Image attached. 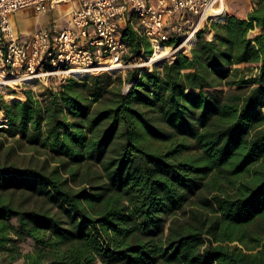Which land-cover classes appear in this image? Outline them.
<instances>
[{"label":"trees","instance_id":"16d2710c","mask_svg":"<svg viewBox=\"0 0 264 264\" xmlns=\"http://www.w3.org/2000/svg\"><path fill=\"white\" fill-rule=\"evenodd\" d=\"M211 30L210 40L198 33L190 56L131 73L128 92L122 75L104 73L26 90L25 101L0 94L11 149L50 157L26 167L0 160L7 264H264V236L246 250L226 244L245 245L239 229L264 219V0ZM122 34L141 49L132 29ZM224 173L232 193L217 185ZM209 186L202 203L214 221L192 210L181 225L178 213ZM18 191L20 203L4 195ZM28 240L35 248L23 253Z\"/></svg>","mask_w":264,"mask_h":264},{"label":"built area","instance_id":"2783aa9c","mask_svg":"<svg viewBox=\"0 0 264 264\" xmlns=\"http://www.w3.org/2000/svg\"><path fill=\"white\" fill-rule=\"evenodd\" d=\"M74 1L79 6L71 12L70 27L41 28L30 37L18 34L13 21L16 13L32 8L41 14ZM224 4L226 12L217 13ZM228 16L227 0H0V76L36 74L34 84H48L50 78L62 83L70 77L152 72L179 54L190 56L198 33L225 22ZM127 27L142 41L137 52L123 38ZM145 42L150 44L151 54L146 52ZM165 48L170 49L166 57L150 62ZM73 70L90 72L77 77Z\"/></svg>","mask_w":264,"mask_h":264},{"label":"rangeland","instance_id":"374dc122","mask_svg":"<svg viewBox=\"0 0 264 264\" xmlns=\"http://www.w3.org/2000/svg\"><path fill=\"white\" fill-rule=\"evenodd\" d=\"M230 4V3H229ZM40 15L36 14L32 8L27 9V11H20L18 14L14 15L13 21L19 28V35L20 37H30L34 31L42 25V22L39 20ZM58 18L57 11H53L50 15V20H55ZM212 25L209 27H206V31L204 34V37L207 40H210L213 38V31L211 30ZM131 49V47H130ZM164 51V50H161ZM159 51V52H161ZM136 70H130L126 73V75H122V78L124 80L123 85V91L125 92L131 85L132 82L128 81V77L131 73H136ZM25 81V80H23ZM22 82H18L16 85H6L8 83L1 82L0 83V94L4 97V99L7 102H13L16 100H22L25 101L26 97L24 95V91L26 90H32L35 93H38L43 88L48 87L49 85L58 86L60 84V80L58 78H50L48 80V84L43 83V81H37L34 85H24L21 84ZM33 82L29 81V84H32ZM6 85V86H5ZM4 86V87H3ZM2 87V88H1ZM6 94H15L22 96V99H15L12 101H9L6 98ZM4 113L0 112V124L3 122ZM7 138V140H6ZM2 139H5V143L3 144V147L0 148V160L2 162H8V163H15L18 166L26 167L30 165H36V164H42L46 159H49V154H47V150L45 149H31L27 146L17 149H11V146H9V142L12 141L9 136L0 131V141ZM152 147H161L165 148V145H161L159 143L153 142ZM189 155L195 156L198 154V149H196L194 146L192 147L191 151L188 153ZM50 161H52L50 159ZM51 166L55 165V163L50 162ZM211 177V176H210ZM233 179L232 175H228V173L221 174L219 176L217 185L218 187H221L224 191H227L229 193L233 192L232 186L229 184V180ZM212 186L205 187L202 191L198 192L195 196H193L190 199V202L187 204L185 209L182 212H179L177 217L179 219V223L181 225L186 224L190 221V211L194 210L196 213H203L202 217L203 219H206L208 224H211L214 221V214L212 213V209L209 207H206L203 205L202 200L204 198L211 199L213 193V189H211ZM11 192H6L4 195L7 198H14L17 203H20L23 200L22 192L18 191L15 192L13 195ZM35 199L32 200V204H35ZM38 205L44 204L43 201H39ZM46 205V204H44ZM48 207V205H46ZM239 231L245 233L246 239H245V245L241 244L240 242H233V243H226L227 245L231 247H240L244 250L247 249V247H254L256 242H253L251 240V237H256L258 239H262L264 236V219L261 217H257L252 223L245 225L239 229ZM19 249L23 253H28L34 250L35 244L32 240H28L27 242L21 243L18 245ZM23 260H18L17 262L13 264H22ZM0 264H7L5 255L0 253ZM99 264V263H98Z\"/></svg>","mask_w":264,"mask_h":264},{"label":"crops","instance_id":"0c3cea01","mask_svg":"<svg viewBox=\"0 0 264 264\" xmlns=\"http://www.w3.org/2000/svg\"><path fill=\"white\" fill-rule=\"evenodd\" d=\"M258 2L259 0H227L229 15H233L238 18L247 19L248 15L254 10L255 7H257ZM78 6H79V2L74 1L68 4H62L54 9H51L41 14L36 13L33 10L36 14L40 15L39 20L40 22H42V25L38 27L37 29L44 28L49 31H54L55 29L61 30V29L70 27L71 12L74 8ZM226 10L227 9L225 7V12ZM24 11H27V10H24ZM53 11H57L58 18H56L55 20H50L49 18ZM17 29L19 30L18 26H17ZM259 32H260V29L256 28L252 33L257 34Z\"/></svg>","mask_w":264,"mask_h":264},{"label":"bare ground","instance_id":"6f19581e","mask_svg":"<svg viewBox=\"0 0 264 264\" xmlns=\"http://www.w3.org/2000/svg\"><path fill=\"white\" fill-rule=\"evenodd\" d=\"M225 7H226V5L224 4V6H223L222 9H220V10H215V11H216L217 13L225 12ZM226 9H227V7H226ZM212 12H213V11H212ZM162 50H165L167 54H166L165 56H163V57H160L159 59L166 57V56L169 54V51H170V49H168V48H165V49H162ZM155 55H156V54H155ZM155 55H154V57L151 58V60L149 59L150 62H153V61L159 60V59H156V60H155ZM73 71L76 72V76H77V77H81V76L84 75L85 73L90 72V71H88V70H73ZM36 78H37V75H36V74H32V75H30L29 77H18V78H15V77L4 78V77L0 76V83H1V82H6V83H8V85H16L19 81L22 82L23 80H25V81H23V83H28V85H34V82H35V79H36ZM29 81H31V82H33V83H32V84H29Z\"/></svg>","mask_w":264,"mask_h":264},{"label":"water","instance_id":"95a60500","mask_svg":"<svg viewBox=\"0 0 264 264\" xmlns=\"http://www.w3.org/2000/svg\"><path fill=\"white\" fill-rule=\"evenodd\" d=\"M130 88V87H129ZM129 88L125 91V92H128L129 91Z\"/></svg>","mask_w":264,"mask_h":264}]
</instances>
